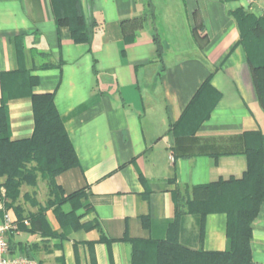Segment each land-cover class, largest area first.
Returning a JSON list of instances; mask_svg holds the SVG:
<instances>
[{"label": "crops", "instance_id": "crops-1", "mask_svg": "<svg viewBox=\"0 0 264 264\" xmlns=\"http://www.w3.org/2000/svg\"><path fill=\"white\" fill-rule=\"evenodd\" d=\"M80 3L90 42L73 40L52 0H0V108L13 84L6 74L26 69L38 79L8 101L12 138L34 132L28 90L53 93L79 158L56 181L66 193L85 189L90 203L77 210L80 228L62 226L48 210L57 234H33L28 225L13 237V253L30 248L37 264H130L125 237L166 239L177 207L181 244L229 250L227 213L193 212L183 199L243 178L245 133H264V106L230 14L238 2ZM251 253L264 264V203L252 223Z\"/></svg>", "mask_w": 264, "mask_h": 264}, {"label": "trees", "instance_id": "trees-1", "mask_svg": "<svg viewBox=\"0 0 264 264\" xmlns=\"http://www.w3.org/2000/svg\"><path fill=\"white\" fill-rule=\"evenodd\" d=\"M52 3L57 21L70 26L73 40L90 42L80 0H52ZM230 14L239 24L241 43L264 106V62L258 64L252 61L246 39L248 29L251 32L264 30V16L251 13L243 7L234 8ZM150 17L155 19L153 10ZM153 39L161 56V37L156 34ZM6 75L13 79V84L5 85V98L0 108V177H4V181L0 183V219L5 211H11L19 220L21 231L26 229L24 220H29L31 233L53 236L57 233L51 230L47 220V212L52 210L62 226L83 227L77 210L80 207L88 209L90 205L85 189L66 193L56 181L57 175L77 167L79 158L55 106L53 93L35 94L28 90L33 102L34 132L30 137L13 139L10 135L8 101L14 94L37 84L38 79L29 75L26 69ZM21 80L25 82L19 85ZM245 147L248 163L243 178L213 183L207 197H199L192 202L189 198L183 199L193 212L205 215L212 210H221L227 213L230 249L204 251L181 244L178 237L183 211L177 207L175 221L169 227L166 239L125 237L132 245V264H256L251 253V237L252 223L264 203V133H245ZM40 178L49 186V197L44 202L38 200V193L32 195L23 190L24 186H37ZM2 189L5 190L4 193ZM65 203L71 205L67 210L62 208ZM31 208L37 209L33 211ZM143 223L145 227H149L147 218H143ZM13 237L10 241L12 253ZM40 247V244H35L31 249L38 250ZM22 252L31 257L30 248Z\"/></svg>", "mask_w": 264, "mask_h": 264}, {"label": "rangeland", "instance_id": "rangeland-1", "mask_svg": "<svg viewBox=\"0 0 264 264\" xmlns=\"http://www.w3.org/2000/svg\"><path fill=\"white\" fill-rule=\"evenodd\" d=\"M237 2L239 5L237 7H243L244 9H246L251 13H254L259 16L262 15L264 16V0H238ZM246 35H248L246 37L247 46H248V52L252 57V61L253 62L255 61L258 64L264 62V30L251 32L248 29ZM10 135H11V128H10ZM3 181H4V177H0V183H2ZM23 190L24 192L28 191L32 195L34 193H38L37 198L39 201L44 202L49 197V186L47 185L46 181L43 178H40V182L37 184V186H33V185L24 186ZM2 191L4 193L5 190L2 189ZM83 199L84 201L86 200L84 196ZM69 207H71L70 203H65L62 205V208L64 210L65 209L67 210ZM36 209L37 208H35V210ZM131 262H132V255L130 256V264H132Z\"/></svg>", "mask_w": 264, "mask_h": 264}, {"label": "built area", "instance_id": "built-area-1", "mask_svg": "<svg viewBox=\"0 0 264 264\" xmlns=\"http://www.w3.org/2000/svg\"><path fill=\"white\" fill-rule=\"evenodd\" d=\"M2 207V205H1ZM26 226L29 220H24ZM21 232L20 222L11 211H5L0 219V264H37V261L23 254L12 253L11 237Z\"/></svg>", "mask_w": 264, "mask_h": 264}]
</instances>
